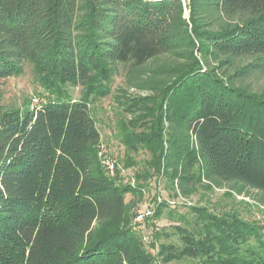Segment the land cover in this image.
<instances>
[{"label": "trees", "instance_id": "16d2710c", "mask_svg": "<svg viewBox=\"0 0 264 264\" xmlns=\"http://www.w3.org/2000/svg\"><path fill=\"white\" fill-rule=\"evenodd\" d=\"M187 1L0 0V80L29 64L46 91L32 108L0 109V264H264L257 226L201 209L172 234L157 232L166 243L147 245L125 201L141 186L117 184L100 162L91 105L110 94L116 66L185 46L192 61L163 89L148 129L123 144L150 153V169L182 195L202 180L264 191V97L203 70L193 55L264 64V0ZM197 6L245 19L200 30ZM145 101L130 109L141 112Z\"/></svg>", "mask_w": 264, "mask_h": 264}, {"label": "rangeland", "instance_id": "374dc122", "mask_svg": "<svg viewBox=\"0 0 264 264\" xmlns=\"http://www.w3.org/2000/svg\"><path fill=\"white\" fill-rule=\"evenodd\" d=\"M182 3L187 5L189 1L182 0ZM198 9L197 6L191 17L200 26V30L220 31L241 24L245 19L241 15L228 17L211 9ZM189 17L190 10L186 7L184 18L192 27ZM192 35L190 32L191 37ZM188 51L185 46H181L140 67L117 65L116 72L111 77L110 94L91 105V114L100 134L97 149L101 157L110 158L115 163L113 179L120 185L141 186L140 193L127 195L125 201L130 205L128 212L131 225L149 246L151 242L155 245L166 243L164 239H156L157 232L172 234L175 227H185L184 220L189 224L193 223L195 216L191 209H201L216 216H236L257 226L264 233L263 190L238 183H212L202 180L195 191L184 190L185 195H182L176 182L172 184L170 180L150 169V153L142 150L131 152L123 144L125 134L133 130L137 133L145 132L148 129L151 123L149 114L156 108L163 89L176 77L178 71L192 61L187 55ZM194 53V58L199 61L203 70L212 71L223 80L231 78L237 88L264 97V64L259 63L256 57H200L197 52ZM45 92L40 88L33 67L26 64L21 75L0 80V109L6 111L32 108L41 100H46L42 96ZM69 92L74 98H78L80 89H71ZM140 98L146 100L142 111L130 109L133 99ZM125 163L129 166L124 167ZM145 205L152 208L155 217L138 224L135 219ZM159 210L161 214L155 215ZM172 239L175 240L176 237Z\"/></svg>", "mask_w": 264, "mask_h": 264}, {"label": "built area", "instance_id": "2783aa9c", "mask_svg": "<svg viewBox=\"0 0 264 264\" xmlns=\"http://www.w3.org/2000/svg\"><path fill=\"white\" fill-rule=\"evenodd\" d=\"M100 157V162L102 165V168L104 169L106 175L108 178H113L114 177V172H115V163L110 159V158H104L101 157V155L99 154ZM152 208L149 205H145L143 210L140 211L135 219V222L138 224H141L143 222H145L146 220H148L149 218L152 217L153 212L151 210Z\"/></svg>", "mask_w": 264, "mask_h": 264}]
</instances>
